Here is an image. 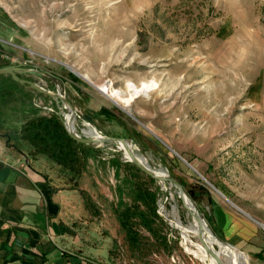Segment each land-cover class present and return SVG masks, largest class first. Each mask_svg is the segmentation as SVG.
Wrapping results in <instances>:
<instances>
[{
  "label": "rangeland",
  "instance_id": "rangeland-1",
  "mask_svg": "<svg viewBox=\"0 0 264 264\" xmlns=\"http://www.w3.org/2000/svg\"><path fill=\"white\" fill-rule=\"evenodd\" d=\"M0 51L8 65L46 75L23 78L58 85L87 135L131 141L183 186L218 241L264 264L248 253L264 238V0H0ZM13 82L0 123L13 108L35 115L12 131L13 145L66 195L105 264H218L189 232L197 226L176 188L138 171L123 147L77 148L75 172L22 139L58 110Z\"/></svg>",
  "mask_w": 264,
  "mask_h": 264
},
{
  "label": "crops",
  "instance_id": "crops-1",
  "mask_svg": "<svg viewBox=\"0 0 264 264\" xmlns=\"http://www.w3.org/2000/svg\"><path fill=\"white\" fill-rule=\"evenodd\" d=\"M3 57L0 51V67L8 64ZM17 109L6 110V123H0V264H105L69 217L66 195L13 145L12 131L20 132L35 117H13ZM261 242L248 253L264 262V238Z\"/></svg>",
  "mask_w": 264,
  "mask_h": 264
},
{
  "label": "water",
  "instance_id": "water-1",
  "mask_svg": "<svg viewBox=\"0 0 264 264\" xmlns=\"http://www.w3.org/2000/svg\"><path fill=\"white\" fill-rule=\"evenodd\" d=\"M0 75L10 76L15 82L19 83L20 85L28 87L31 90H33L35 93H37L38 95L44 96L50 99L52 102H54L58 110V115L62 118L64 126L69 136L78 144H82L86 146L116 145L119 148L121 145H125L126 147V152H124L125 158L131 164H133L137 169H139L142 173L149 176L153 180L166 183L170 185L171 187H175L177 190L178 197L183 203L184 208L187 211H190L192 214L195 215L196 221L199 223V226H200V229H199L200 239L201 241H203L204 246L207 248L208 253L217 261L218 264H224L220 258V255L217 254L215 250H213L212 248H209L207 244L205 243V238L203 234L205 220L197 209H193L194 204L191 202V200L187 196L183 186L177 180L171 178L170 176L157 173L151 170L144 164V162L141 159L136 158L131 148V146H133L131 141L127 139H123V138L103 137V136H99L97 133L95 136H89L84 132V126L78 125L77 123L75 127L71 128V124L69 123L67 119L66 111H68V114L73 113L74 115H75V111L71 107L70 103L62 95L59 89V86L57 85L56 91H52L39 82H33L29 79L23 78V76H27V77L36 76L37 78H43V77H46L45 74L35 71V70H31V69L27 70L25 68H20L16 65H8V66L0 67ZM53 79L55 80V83L57 84L56 79L55 78ZM128 114L130 115L129 112ZM75 120L77 122L76 115H75ZM189 205H191L192 207Z\"/></svg>",
  "mask_w": 264,
  "mask_h": 264
},
{
  "label": "trees",
  "instance_id": "trees-1",
  "mask_svg": "<svg viewBox=\"0 0 264 264\" xmlns=\"http://www.w3.org/2000/svg\"><path fill=\"white\" fill-rule=\"evenodd\" d=\"M10 84H15L10 76L0 75V106L5 104L9 98ZM35 94L38 95L37 93ZM24 131L27 133V136H22V139H26L35 146L39 154L47 155L55 163L71 169V171H77L71 166L73 161H78L76 149L82 148L86 151L92 149L91 146L78 144L69 136L62 118L57 113L48 119L41 118L31 121L23 128ZM137 170L140 171L139 169ZM80 173L81 171H78V174ZM121 223L131 239L136 241L137 238H134L132 228L129 225V221L126 220V216L121 218Z\"/></svg>",
  "mask_w": 264,
  "mask_h": 264
},
{
  "label": "bare ground",
  "instance_id": "bare-ground-1",
  "mask_svg": "<svg viewBox=\"0 0 264 264\" xmlns=\"http://www.w3.org/2000/svg\"><path fill=\"white\" fill-rule=\"evenodd\" d=\"M89 79V78H88ZM104 91H107V89H104ZM108 92V91H107ZM140 92V91H139ZM111 96V95H110ZM112 96L114 98H121L122 96H120V93L119 92H116V93H113ZM111 96V97H112ZM119 100V99H118ZM118 100H116V102H118ZM120 101V100H119ZM129 105L127 104L126 106L124 105V107H128ZM126 109V108H125ZM67 119L69 121V123L71 124V128L75 127L76 125V120H75V115L73 113H70V114H67ZM88 130H93L96 134V131L92 128L88 129ZM86 133V132H85ZM120 147H123L125 150H123L124 152H126V147L125 145H121ZM133 152H134V155L136 158L138 159H141L144 164L150 168L147 164V160L144 159V157H142L141 155H137L135 153V150L133 148V146H131ZM151 169V168H150ZM152 170V169H151ZM159 173V172H158ZM163 174V173H161ZM191 206V205H189ZM192 207V206H191ZM193 209H196L195 206H193ZM189 214L193 217L195 223H196V226H197V229H190V233H193V234H197L200 236V233H199V229H200V226H199V223L196 221V218H195V215L192 214L190 211H188ZM187 231V230H186ZM203 234H204V238H205V243L208 245L209 248H214V247H217V248H221L223 249V252L225 253V255L228 257V258H232V262L233 264H249V259H248V256L241 252L238 248L228 244V243H223L221 241H218L212 234V232L210 231L207 223L205 222V225H204V228H203ZM208 256V255H207ZM247 257V258H246Z\"/></svg>",
  "mask_w": 264,
  "mask_h": 264
},
{
  "label": "built area",
  "instance_id": "built-area-1",
  "mask_svg": "<svg viewBox=\"0 0 264 264\" xmlns=\"http://www.w3.org/2000/svg\"><path fill=\"white\" fill-rule=\"evenodd\" d=\"M48 111H50V112H55L56 110L55 109H52V108H46ZM100 136V135H99Z\"/></svg>",
  "mask_w": 264,
  "mask_h": 264
}]
</instances>
